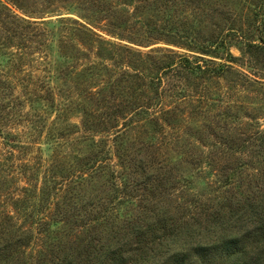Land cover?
I'll list each match as a JSON object with an SVG mask.
<instances>
[{"label": "rangeland", "instance_id": "374dc122", "mask_svg": "<svg viewBox=\"0 0 264 264\" xmlns=\"http://www.w3.org/2000/svg\"><path fill=\"white\" fill-rule=\"evenodd\" d=\"M262 20L264 0H0V214L27 229L23 214L56 207L42 204L50 180L79 176L84 159L94 162L83 173L84 197L52 226L65 251L156 208L179 226L190 222L202 206H220L217 180L232 170L221 196L223 211L235 213L263 185ZM180 56L227 69L193 87L179 76L181 100L168 90L179 84L174 70L160 68ZM164 106L170 128L158 129L151 120ZM230 138L233 160L215 152ZM183 151L212 162L190 164ZM139 161L152 163L143 170ZM119 173L136 184L127 200ZM105 203L111 213L103 214ZM36 254L29 247L20 262Z\"/></svg>", "mask_w": 264, "mask_h": 264}, {"label": "trees", "instance_id": "16d2710c", "mask_svg": "<svg viewBox=\"0 0 264 264\" xmlns=\"http://www.w3.org/2000/svg\"><path fill=\"white\" fill-rule=\"evenodd\" d=\"M256 15L260 16L255 9ZM260 23V31L263 33L264 20ZM214 46L217 47L216 49H226L222 41H218ZM214 46L204 47L201 50L209 53V49ZM248 47L257 48L253 43H249ZM226 59L233 61L229 54ZM160 68L163 71L174 70L179 84L173 83L171 87L173 90L170 88L168 90L174 92L181 100L185 96L182 95L181 89L178 90L179 76L186 78V81L191 83L190 87H193L196 79L207 81L215 76L218 77L227 69L224 64L200 63L185 56L169 59V62ZM186 85L188 86L187 83ZM170 91L169 96L174 98ZM204 97L205 103L211 100L209 95ZM205 105L207 108L212 107L209 104ZM176 108L178 109L179 106L176 105ZM156 113L157 116H153L151 120L153 124L158 129L170 128L167 121H171L169 118L173 112L164 106L159 108ZM258 135L259 132H257V138ZM255 138L253 136V139ZM113 140L117 142L118 136ZM228 141L229 143L220 142V146L215 152L223 154L227 152L230 155L227 160H233L231 138ZM181 155L190 164L204 162L209 165L212 162L211 159L205 160L210 158L209 156L199 158V155L188 151H183ZM258 155L261 156V154ZM221 157L217 158L215 167L219 165ZM139 163L141 164L140 168L144 170L152 162L139 161ZM93 164L89 162V159L80 161L76 170V174L79 176L74 177L75 172H73L64 184L62 180L55 182L51 179L53 184L45 187L46 191L44 189L43 194L46 197L42 204L46 205L54 200L53 205L56 206L54 210L57 212L46 208L39 216H34V213L31 212L23 214V221L26 219L30 221L27 229L11 224L12 217L8 213L0 214V264H264V174L260 176L262 177L260 184H263L258 189L260 193L255 198L252 197L251 201L244 203L235 213L230 209L226 213L223 211L224 203L221 194L225 193L222 190L228 188L229 182L234 179L236 172L234 171V173L233 170L224 177H218V194L214 198L219 199L220 206L218 208L212 204L202 206L201 211L203 212L199 213L196 218H192L190 222H181L182 225L179 226L169 214H165L167 211L164 212L162 208H156V211L143 212V214L132 216L134 218L128 217L123 220L125 224L115 231L116 235L109 237L112 228L108 226L100 231L102 235H99V239L93 235L82 245L79 244V249H75L74 243L70 248L68 247L67 251L60 249L57 245L59 237L55 231L61 228L58 226L59 229H53L52 226L63 223L65 213L57 215L61 210L74 208L77 201L84 197L82 186L87 180H84L83 173L85 174L84 171L90 173ZM244 165L246 164L241 163L239 166L243 167ZM88 173L86 175L91 177V174ZM130 173L134 174V170L130 169ZM121 175L118 174L123 182V190H120L119 195L120 198L127 200L130 196H125V190L133 187L134 180H128L129 173H124L122 177ZM70 178L76 179V181L74 182ZM69 180L74 183H68ZM102 207L103 214L112 212L113 206H110L109 203L103 204ZM136 210H138L137 207ZM95 219H102L108 225L111 223L108 216H97ZM237 219L242 221L238 222ZM95 239H98L97 247ZM174 245L176 246L173 247ZM29 247L36 249L37 254L27 257V261L23 263L20 262L26 256V249Z\"/></svg>", "mask_w": 264, "mask_h": 264}]
</instances>
